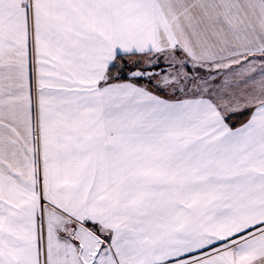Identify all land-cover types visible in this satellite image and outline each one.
<instances>
[{"label":"snow or ice","instance_id":"obj_1","mask_svg":"<svg viewBox=\"0 0 264 264\" xmlns=\"http://www.w3.org/2000/svg\"><path fill=\"white\" fill-rule=\"evenodd\" d=\"M0 264H264V0H0Z\"/></svg>","mask_w":264,"mask_h":264}]
</instances>
